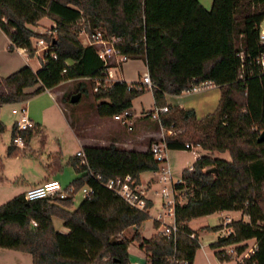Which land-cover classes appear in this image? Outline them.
I'll return each instance as SVG.
<instances>
[{
    "label": "trees",
    "instance_id": "obj_1",
    "mask_svg": "<svg viewBox=\"0 0 264 264\" xmlns=\"http://www.w3.org/2000/svg\"><path fill=\"white\" fill-rule=\"evenodd\" d=\"M44 17L54 23L52 35L29 27ZM263 19L264 0H212L209 9L198 0H0V29L10 40V51L22 47L33 57L37 50L33 38L51 44L37 71L25 65L1 78L0 107L23 103L45 89L73 81L80 97L92 92L99 116L113 117L128 112L133 99L150 89L154 107L167 106L155 120L156 128L174 129L162 139L167 149L195 147L209 152L195 159L191 169L184 168L183 183L174 185L185 199L174 207L179 229L175 238L161 231L149 239L142 237L138 229L149 219V212L130 207L102 184L126 175L139 184L141 173L157 171L159 161L151 143L144 151L111 143L83 146L86 163L77 155L68 159L78 174L71 185L75 190L91 187L90 200L84 198L72 208L73 195L27 200L19 193L0 204V249L27 253L32 264H130L128 248L136 242L145 254V264H193L200 244L188 223L214 212L240 210L241 219L228 225L231 234L219 236L209 248L219 262H230L232 255H223L224 247L234 245L233 252L239 257L248 249L247 242L255 240L253 252L237 264H264V212L259 204L264 140L257 141L264 130V73L255 61L264 51L259 43ZM97 29L106 36H120L122 52L145 61L151 88L140 81H101L94 91L97 81L104 78V66L95 48L81 43L79 33ZM204 82L220 90L211 113L197 117L193 108L166 102V94L178 95ZM152 111L145 117L151 118ZM5 131L0 119V134ZM39 132L36 124L18 130L14 122L10 139L19 135L28 144ZM18 151L11 144L6 154L14 156ZM214 152H228L230 159L214 156ZM51 158L50 167L60 173V152ZM209 166L216 173H205ZM152 205L148 200L147 207ZM245 216L248 221L243 220ZM53 219L62 221L67 234L55 230ZM154 227L158 230L160 224L154 221ZM130 228L132 236H124ZM222 229L220 225L209 230Z\"/></svg>",
    "mask_w": 264,
    "mask_h": 264
},
{
    "label": "rangeland",
    "instance_id": "obj_2",
    "mask_svg": "<svg viewBox=\"0 0 264 264\" xmlns=\"http://www.w3.org/2000/svg\"><path fill=\"white\" fill-rule=\"evenodd\" d=\"M209 9V8H208ZM263 26H264V19L262 21ZM81 27H84V21L81 20L79 22ZM54 23L51 19L49 18H42L37 22L35 25H29V27L37 33H42V34H47V35H52V27ZM0 31H2L0 29ZM87 32L82 30L79 33V40L82 42V44H87ZM34 41V38L32 39ZM2 40L0 39V69L3 67V63L7 61V58L11 57L9 54H5L2 51ZM17 54L13 55L11 58L15 59L17 62L20 61L21 59L19 56H16ZM41 58L42 54L41 52L38 51V55L35 54L33 57H30V63L33 66H38L41 64ZM25 66V65H24ZM123 71H124V80H126L128 83L131 82H137L140 80L141 75L143 74L144 71H146V64L143 59H133L129 58L123 65ZM123 80V79H122ZM217 91V94L213 95V101H215V104L217 106L220 98V90L218 87H211V88H205L202 91L203 94L206 93H211L215 89ZM214 89V90H212ZM53 91L56 94L57 100L59 102L60 108L63 110L64 114L68 118V120L71 122L74 130L76 133L80 136H85L88 137L90 140V143L93 144H102V145H109L115 141L122 142L127 144V146H124L123 144H119L118 146L120 147H134V148H140L142 146H146L149 143H155L159 142L160 140L164 139L166 135H170L173 133L174 129L169 130L160 127L159 129L156 128L155 125V120H150L148 124H145L144 126L146 128H149L151 130L159 131V134H156L150 138H146L145 140H135L131 141V130H128L130 126L127 125H122L119 121H116L113 119V117H101L97 114L96 112V102L94 101L92 97V92L90 91L87 94L82 95L79 100L75 103H69L68 99L71 95L76 94L77 92V83L73 81H67L65 83L60 84L59 86L55 87ZM200 91V90H198ZM201 91V92H202ZM19 108L17 104L14 105H4L1 107L0 111V117L1 120L8 126H11L13 124V120L18 118V114H13L12 113V108ZM216 108V107H215ZM154 104H153V95L150 92V90H145L141 95H139L138 98L134 99L133 101V106H132V112L135 115L139 114H146L149 111L154 110ZM144 118H146L144 116ZM59 133L56 132L55 134L59 136V138L62 140L66 137H69L68 130L67 128L63 127L62 125L57 126ZM115 131H119L118 134H115ZM179 131V130H178ZM48 135L50 133L47 132ZM66 142V141H65ZM52 145L50 146H57V142L55 141L54 143H51ZM150 144V146H151ZM73 142H66L65 145L61 148L63 151L62 159L64 163L68 160L70 153L73 150ZM54 149H58V147H53ZM190 149L192 150H168L167 151V159L169 162V165L172 169L173 172V177L174 180H177L180 175L181 171L184 168H189L190 165L193 164L195 160V154L201 155L204 153H209L208 151L202 149V148H195L191 147ZM32 153V152H31ZM219 153V152H218ZM225 153L226 157L230 159L229 153L228 152H223ZM214 155V153H213ZM26 159L22 163L24 166V171L28 173L29 178L31 181L36 180L37 178L40 177L39 171H38V163L41 161H46L47 158L42 155L37 158L30 154H25L24 155ZM2 167L0 168V176L3 178L2 182H0V204L3 202H6L13 196L17 194V191L14 189H10L8 186L9 183H12L13 181V174L18 170L19 168V163L14 162L12 159H5L2 158ZM67 171V168H66ZM3 173V175H1ZM68 175L66 172L64 174L60 175V178L63 180H66ZM158 174L157 173H152V172H144L141 175V180L143 183H146L147 180H149L151 177V181H154V178L157 179ZM16 185V184H15ZM162 185L158 182L156 186L154 187V190H152V196L154 198V204L152 207L149 209V219L146 220L141 227L138 229L139 234L146 238L149 239L151 238L155 233H157V230L154 227V217L157 215L158 212H163L164 209L162 207V199L158 195V191H160V187ZM143 187V185H142ZM82 186L79 187L78 189L75 190L73 194V207L75 208L81 200L84 199V196L82 194ZM260 197H259V204L264 212V186L262 187V190L260 191ZM152 199V198H151ZM185 199L181 197V202H183ZM153 203V200H152ZM222 220V219H221ZM219 220V216L217 214H213L211 216L207 217V222L209 226H215L219 224L221 221ZM163 223L165 224H171L172 219L169 216H164L163 217ZM53 225L56 231L59 232V230L63 231L66 230L63 227L62 221L59 219H53ZM194 227L197 226V223H193ZM163 227H160L159 231H162ZM63 234L62 232H59ZM133 234V230L127 229L124 232V236L126 237H131ZM221 234L220 231L213 232L211 230L207 231L205 235L199 240V243L201 246H203L206 242L208 241H213L215 240L219 235ZM65 235V234H64ZM253 245L252 243H248V249L244 252L243 255L237 256V255H232L233 261L230 262H223L221 264H235L237 260L243 258L251 249ZM232 248V247H230ZM129 251L131 253V260L132 263H139V264H145V254L140 251L138 248V244L136 242H133L130 245ZM28 255V254H26ZM214 254L211 252L210 248L205 249L203 252L200 248L196 253L195 256V264H209L208 261L211 264H215V259H214Z\"/></svg>",
    "mask_w": 264,
    "mask_h": 264
},
{
    "label": "crops",
    "instance_id": "obj_3",
    "mask_svg": "<svg viewBox=\"0 0 264 264\" xmlns=\"http://www.w3.org/2000/svg\"><path fill=\"white\" fill-rule=\"evenodd\" d=\"M198 1L206 9L210 8L212 5V0H198ZM0 39L2 40V49H3L2 51L5 54H7V55L9 54L11 57L13 55L17 54L16 56H19V58L21 59L20 61L17 62L15 59H12L11 57H9V59L7 58V61H5V63L2 64L3 67L0 69V80H1V78H3L5 76H7L8 74L18 70L19 68H21L24 65H28L33 71H37L40 68L41 64H39L38 66H33L30 63V57H28V55L25 51H22V47H14V49L10 51L8 49V45L10 44V40L3 31H0ZM85 45H88V43ZM39 52H41V54L43 55L44 51H39ZM35 54L38 55V52H36ZM144 72H147V68H146V71H144ZM120 76L123 79V81L127 82L126 80H124L125 78H124L123 66H122V71L120 73ZM138 81H140V80H138ZM208 84L209 85L201 88L200 91L188 90V91H184L178 95L166 94V102L168 104L181 106L184 108H193L195 110L197 117H202V116L214 111V109L216 107L215 101H213V95L217 94L216 89L215 88H214L215 90L212 89L214 91L211 92L210 94L209 93L203 94V92H204V91H202L203 89H205V88L209 89L211 87H217L216 85H214L212 83L208 82ZM33 89H34V87L29 88L28 91H31ZM53 89H45V90L41 91L40 93L32 96L31 98H29L25 102L17 104L19 106V108H21V107L25 108L26 114L28 115V117L36 125H38L40 128V132L37 135H35L30 140V142L28 144H24V146L21 147V146L13 144L11 142L10 132H11L12 125L8 126L5 124L6 125V131L0 134V158L12 159L14 162L19 163V165H20L18 170H16V172H14V174H13L12 183L8 184L10 189H14L17 191V194L24 193L28 188H30L34 185L40 184L44 181L51 180V179L59 180L63 186L71 185L72 180L75 179L78 176V174L76 173V171L73 169L72 166L67 164L68 160L66 161V163H64V161L62 159L63 151L61 148L65 145L66 142L67 143L73 142V145H74L73 150L71 152H69L70 153L69 157L76 155V152L78 150H80L85 145L107 146V145H102V144L90 143L89 142L90 139L88 137L80 136L76 133L71 122L68 120V118L64 114L63 110L60 108L59 102L57 100L56 94L53 91ZM147 90H150V89H147ZM3 91H4V87L0 84V93H2ZM150 92L152 93L151 90H150ZM138 97H136V98H138ZM136 98H134V99H136ZM134 99H133V101H134ZM133 101H132V106H133ZM153 104H154V101H153ZM4 105H7V104H2L1 107ZM8 105H14V104H8ZM1 107H0V111H1ZM132 111L133 110L131 107L130 110L128 111L127 116L123 120H116V121H119L122 125L130 126L128 128V130L132 131L131 135H130L131 141L142 140V139L145 140L146 138L152 139L151 138L152 136L159 134V131L151 130V129L146 128L144 126L145 124H148L150 122V120H155V119L144 118V116L146 114L135 115V114H133ZM13 114H15V113H13ZM0 119H1V117H0ZM17 119L18 118L14 119L13 123L16 122ZM58 125H60V126L62 125L63 127L67 128L69 137H66V138L61 140L59 138V136H57L55 134L56 132L59 133V130L57 128ZM47 132L50 133V135H48ZM118 132L119 131H115V134L119 135ZM55 141L57 142V146H50V145H52L51 143H54ZM113 143L116 145L123 144L124 146H127V144L122 143V142H118V141H115ZM11 144L19 148V151L14 156H8L6 154L7 147ZM147 146L148 145L142 146L140 148H134V147H127V148L138 150V151H144V150H146ZM53 147H58V149H54ZM190 150H192V149H190ZM56 152H60V154H61L62 171L60 173H55L54 170L50 167V165L53 163V159L51 158V155L56 153ZM25 154H30V155L34 156L35 158L44 155L47 158L46 161H44V162L41 161L38 163V171H39L40 177L37 178L36 180L31 181L28 173H26L24 171V168H23L24 166L22 165V163L26 159V157L24 156ZM204 154H206V153H204ZM200 155H201V153H200ZM200 155L195 154V157H196L195 159H197ZM214 156L228 159V157H226L225 153L214 152ZM66 168H67V171H66ZM64 172H66V174L68 175L67 176L68 178H66V180H64V182H63V180L60 178V175L64 174ZM149 172H151V171H149ZM143 173L140 174V184H141V186L143 185L145 192L149 197V200L151 202L153 200V204H154V198L151 194H152V190H154V187L156 186L158 181L156 178H154V181H151V178H153V177H151L149 180L146 181V183H143L141 180V175ZM152 173H155V172H152ZM1 175H3V173H1ZM3 178H5V176H3V177L0 176V182H2ZM72 208H74V207H72ZM213 214H217L219 216V220H221V219L222 220L219 222V224H217L215 226H209L208 222H207V217L211 216ZM224 219H230L231 221L239 220V219H241V211L240 210H224V211L214 212L212 214L200 216V217H197V219H193L192 221H190L188 223V226L191 230L195 231L198 234V240H200L203 237V235H205V233L207 231H209L210 228L220 226ZM243 220L248 221L246 216L243 217ZM195 222L197 223L196 227L192 226L193 223H195ZM160 227H161V225H160ZM159 230H160V228L157 230V232H159ZM59 232H62L63 234H67L68 231L67 230H63V231L59 230ZM220 232H221V234L219 236H222L223 232L222 231H220ZM218 237L213 241L211 240V241L206 242L203 246H201V244L199 243L200 249L203 252L205 251V249H209V245L212 243H215L217 241ZM248 243H252L253 247H255V244H256L255 240H250L247 242V244ZM129 248H130V246H129ZM129 248H128V253H129V257H130V264H133L132 260H131L132 257H131V253L129 251ZM197 251H196V253H197ZM211 252L214 254L213 250H211ZM26 254L27 253L0 249V264H32L31 256L29 254L28 255H26ZM195 256H196V254H195ZM214 259H215V264H221L216 259L215 256H214ZM240 260L241 259L237 260L235 264H237V262H239ZM194 262H195V258H194ZM194 262H193V264H195ZM208 263L211 264L209 261H208ZM134 264H139V263L137 262Z\"/></svg>",
    "mask_w": 264,
    "mask_h": 264
},
{
    "label": "built area",
    "instance_id": "obj_4",
    "mask_svg": "<svg viewBox=\"0 0 264 264\" xmlns=\"http://www.w3.org/2000/svg\"><path fill=\"white\" fill-rule=\"evenodd\" d=\"M3 19V18H2ZM88 45H91L95 48V51L98 57L101 59L104 66V78L97 81L94 91L97 90L99 82L103 81L104 83H112V82H122V78L120 73L122 71L123 64L129 59L126 54H124L121 50L122 39L120 36L112 35L106 36L103 31L97 29L91 33H87ZM259 43L264 46V26L261 22L259 26ZM50 42L44 38H34L33 46L38 51H45L50 47ZM22 51H25V48H22ZM53 57L55 55L53 54ZM256 64L259 66L260 70L264 73V51H261L256 59ZM68 65L70 62H66ZM65 72V69H63ZM211 83V82H209ZM140 85L145 86L147 88H151L152 83L149 77L148 72H144L141 75ZM209 85L208 82L201 83L197 86L192 87L190 90H200L201 88ZM167 111V106H163L160 108H155L151 112V118L157 120L159 117V113ZM12 112L18 114L17 119V128L18 130H25L28 128L34 127L35 123L28 117L26 114L25 108H13ZM128 112L125 111L120 114H116L113 116L115 120H123L127 116ZM170 132V130H169ZM12 143L18 146L23 147L24 143L21 136L17 135ZM186 148H190L189 144H185ZM150 149L156 158L159 161V168L155 173L158 174L157 181L162 185L160 187V191H158V195L163 200L162 207L164 209L163 212H158L154 217V221L158 222L162 227V233L165 236H173L175 238L176 234L179 232L178 226L174 221V207L176 203L181 202V196L178 191L175 189L174 185L177 183H183L181 176L174 180L172 169L169 165L167 159V147L163 140L159 142L152 143ZM76 155L81 158L82 163H86V158L82 149L76 152ZM192 166V165H191ZM191 166L189 169H191ZM97 180H99L98 175H94L91 173ZM102 184L115 192L119 197H121L130 207L137 209L139 211H148L147 201L149 200L148 195L145 192L144 187L141 184L137 183L130 175H126L124 177H114L110 178ZM82 194L85 199L90 200L93 194V189L87 185L82 186ZM75 192V188L72 185L63 186L59 180L51 179L44 181L40 184L34 185L28 188L24 192V197L27 200H35L39 198L45 197H58L65 198L70 195H73ZM169 216L172 219L171 224L163 223V217ZM230 219H224L222 226V236H228L231 234V230L228 228ZM36 226L35 223H33ZM191 238L194 235L190 236ZM232 247V248H230ZM234 245L226 246L223 248L224 254L227 255H235L234 254ZM254 247L243 257H248L249 254L253 252ZM241 258V260L243 259ZM240 260V261H241Z\"/></svg>",
    "mask_w": 264,
    "mask_h": 264
},
{
    "label": "water",
    "instance_id": "obj_5",
    "mask_svg": "<svg viewBox=\"0 0 264 264\" xmlns=\"http://www.w3.org/2000/svg\"><path fill=\"white\" fill-rule=\"evenodd\" d=\"M79 98H80L79 94H74L70 96L69 100L71 103H75L79 100ZM263 140H264V130L260 133V135L257 138L258 142L263 141ZM205 173H212V174L216 173V168L213 166L206 167ZM114 242H115V239H112L111 244H113Z\"/></svg>",
    "mask_w": 264,
    "mask_h": 264
}]
</instances>
